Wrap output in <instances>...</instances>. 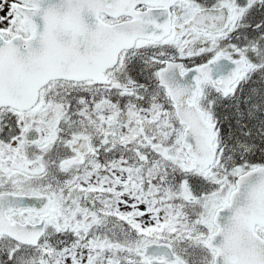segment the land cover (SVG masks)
Masks as SVG:
<instances>
[{"label": "snow or ice", "instance_id": "1", "mask_svg": "<svg viewBox=\"0 0 264 264\" xmlns=\"http://www.w3.org/2000/svg\"><path fill=\"white\" fill-rule=\"evenodd\" d=\"M0 264H264V0H0Z\"/></svg>", "mask_w": 264, "mask_h": 264}]
</instances>
